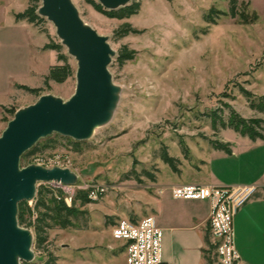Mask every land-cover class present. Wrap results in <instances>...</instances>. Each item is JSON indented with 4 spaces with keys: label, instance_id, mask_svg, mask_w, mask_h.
I'll return each instance as SVG.
<instances>
[{
    "label": "rangeland",
    "instance_id": "obj_1",
    "mask_svg": "<svg viewBox=\"0 0 264 264\" xmlns=\"http://www.w3.org/2000/svg\"><path fill=\"white\" fill-rule=\"evenodd\" d=\"M229 1L130 0L127 5L138 3L137 13L117 19L96 11L87 0H70L83 24L104 37L113 52L107 70L117 97L107 122L95 128L89 139L75 141L78 152L70 143L74 140L52 133L37 143L41 147L55 140L54 149L20 161V168L68 169L76 176L75 183H39L37 187L60 189L67 205L75 192L90 190L92 202L82 207L85 213L74 227L50 230L39 249L33 237L32 261L19 264L120 262L121 244L111 237L116 222L148 215L149 202L162 194L161 187L179 178L205 177L206 170L195 158L211 147L210 142H218L223 132L233 134L229 129L213 131L209 114L217 112L227 119L228 104L242 118L264 117L250 108L240 91L250 92L255 99L264 95V0H236L235 17L229 15ZM28 4V0H13L4 15L0 9V22L8 24L10 8L24 9ZM211 9L223 15L211 13L215 23L207 24L204 17ZM41 18L35 27L48 43L61 46L71 75L61 84L49 82L12 95L0 114V135L17 111L40 97L66 102L75 92L77 62L61 44L52 23ZM124 24L137 33L119 37L116 31ZM21 31L25 33L24 28ZM123 46L135 54L119 65L117 54ZM17 78L13 72L12 80ZM21 80L30 83L24 76ZM163 152L176 160L179 172L163 161ZM193 165L201 171H189ZM166 197L173 202L170 188ZM26 203L33 206V201ZM206 235L212 244L209 230ZM211 255L213 264H219Z\"/></svg>",
    "mask_w": 264,
    "mask_h": 264
},
{
    "label": "crops",
    "instance_id": "obj_2",
    "mask_svg": "<svg viewBox=\"0 0 264 264\" xmlns=\"http://www.w3.org/2000/svg\"><path fill=\"white\" fill-rule=\"evenodd\" d=\"M12 1L0 0L3 15L5 7ZM26 8H10L8 24L0 22V114L9 98L22 90L20 87H39L49 69L57 65V53L44 49L48 41L43 34L26 20H15V15ZM22 28L25 33L21 31ZM13 72L18 81L12 80ZM23 76L30 83L21 80ZM226 133L221 134L218 142L229 144V154L209 147L195 158L198 165L206 170L205 177L179 178L166 188L161 187L162 194L149 202L150 211L144 217L152 216L162 230L163 264H205V236L209 230L210 203L183 200L172 202L170 199L168 203L165 198L166 189L178 185H254V193L233 217V242L239 257L238 264H264V125L263 138L254 141L235 132ZM198 165H193L189 171L196 170L199 173L201 169ZM134 219L137 220V217ZM115 264H125L122 243L121 260Z\"/></svg>",
    "mask_w": 264,
    "mask_h": 264
},
{
    "label": "water",
    "instance_id": "obj_3",
    "mask_svg": "<svg viewBox=\"0 0 264 264\" xmlns=\"http://www.w3.org/2000/svg\"><path fill=\"white\" fill-rule=\"evenodd\" d=\"M97 1L111 11L130 0ZM40 2L37 15L52 23L61 44L77 62L76 87L66 102L43 96L17 111L0 135V264L33 259V234L19 226L18 204L33 201L39 183L76 182L68 169L20 168L21 156L52 133L74 141L89 139L95 128L107 122L117 97L107 70L113 52L106 39L83 24L70 0Z\"/></svg>",
    "mask_w": 264,
    "mask_h": 264
},
{
    "label": "trees",
    "instance_id": "obj_4",
    "mask_svg": "<svg viewBox=\"0 0 264 264\" xmlns=\"http://www.w3.org/2000/svg\"><path fill=\"white\" fill-rule=\"evenodd\" d=\"M87 1L96 11L102 12L110 18H129L130 16L135 15L139 9L137 3L116 10L104 11L99 4H95L91 0ZM28 2V7L22 13L15 15V20H26L28 23L36 26L42 20V18L37 15L39 0H28ZM229 2V15L235 17L237 15V12L235 11L236 0H230ZM211 13H215L216 17H218V15H223L221 12L211 9L208 15L204 17V21L207 24L215 23V19L210 15ZM242 20L243 22H246L244 19ZM129 33L135 34L137 31L132 29L128 24H124L118 29V31H116V34L119 37L125 36ZM44 49L55 51L57 53V63L61 62L62 64H57L49 69L48 74L44 77L43 85L47 86L49 82H54L56 84L63 83L71 75V70L67 63L66 56L61 54V46L54 44L50 40L49 43L45 45ZM134 54V51L128 50L127 47L123 46L117 54L118 64L122 65L124 62L132 60ZM20 88L29 92L33 91L26 87ZM240 91L243 97L248 101L250 108L264 116V95L255 99L250 92L244 89H241ZM225 108L228 109L227 119L217 112L209 114L213 131H216L217 129H229L252 141L263 138L264 119H245L231 109L228 104H225ZM70 143L73 146V150L78 152V142L72 141ZM210 144L213 149L223 151L227 154L230 153L229 144L227 143L210 142ZM38 145L40 144L36 143L30 150L26 151L21 156L20 161H26V159L36 155L43 149H54L57 144L55 140H48L41 144V147ZM184 152L186 153V150ZM161 156L164 162L170 164L172 171L179 172L175 165L176 160L174 158L168 157L166 152H163ZM150 178L154 181V177L150 176ZM89 195L90 190H79L71 197L70 205H67L64 200V194L60 189H49L41 184L36 188V195L32 207L28 206L26 202H20L18 204L17 222L21 227L32 229L34 246L39 249L40 246L47 241L48 232L50 230L54 228L67 229L75 226L76 220L85 213V211L82 210V207L92 202ZM208 237V235L205 236L206 249L204 250V260L205 264H213V256L211 254L214 253V245L210 243ZM45 264H51V260L47 261Z\"/></svg>",
    "mask_w": 264,
    "mask_h": 264
},
{
    "label": "built area",
    "instance_id": "obj_5",
    "mask_svg": "<svg viewBox=\"0 0 264 264\" xmlns=\"http://www.w3.org/2000/svg\"><path fill=\"white\" fill-rule=\"evenodd\" d=\"M254 191V185H178L170 188V196L174 200L208 201L214 255L219 264H238L233 242V217ZM111 237L122 243L125 264H163V233L152 216L137 220L120 219L112 227Z\"/></svg>",
    "mask_w": 264,
    "mask_h": 264
},
{
    "label": "bare ground",
    "instance_id": "obj_6",
    "mask_svg": "<svg viewBox=\"0 0 264 264\" xmlns=\"http://www.w3.org/2000/svg\"><path fill=\"white\" fill-rule=\"evenodd\" d=\"M30 202V201H29Z\"/></svg>",
    "mask_w": 264,
    "mask_h": 264
}]
</instances>
